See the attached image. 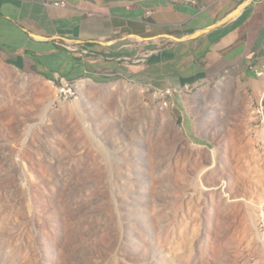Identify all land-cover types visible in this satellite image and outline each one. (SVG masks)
Instances as JSON below:
<instances>
[{
  "label": "rangeland",
  "instance_id": "rangeland-1",
  "mask_svg": "<svg viewBox=\"0 0 264 264\" xmlns=\"http://www.w3.org/2000/svg\"><path fill=\"white\" fill-rule=\"evenodd\" d=\"M65 86L0 55V264H264V104L245 82Z\"/></svg>",
  "mask_w": 264,
  "mask_h": 264
},
{
  "label": "crops",
  "instance_id": "crops-1",
  "mask_svg": "<svg viewBox=\"0 0 264 264\" xmlns=\"http://www.w3.org/2000/svg\"><path fill=\"white\" fill-rule=\"evenodd\" d=\"M0 55L54 83L124 80L176 99L238 78L262 105L264 0H0Z\"/></svg>",
  "mask_w": 264,
  "mask_h": 264
},
{
  "label": "built area",
  "instance_id": "built-area-1",
  "mask_svg": "<svg viewBox=\"0 0 264 264\" xmlns=\"http://www.w3.org/2000/svg\"><path fill=\"white\" fill-rule=\"evenodd\" d=\"M148 15H151V13H148ZM256 76L257 78L264 80V68L261 71H256ZM60 86H61L60 89L61 96H64L66 98L72 97V89L70 88V86H65V79H62L60 81ZM164 95L169 96L170 94L168 93Z\"/></svg>",
  "mask_w": 264,
  "mask_h": 264
},
{
  "label": "bare ground",
  "instance_id": "bare-ground-1",
  "mask_svg": "<svg viewBox=\"0 0 264 264\" xmlns=\"http://www.w3.org/2000/svg\"><path fill=\"white\" fill-rule=\"evenodd\" d=\"M193 1H200V0H193ZM74 96H76V92L72 89V97H74ZM198 170H199V168H198Z\"/></svg>",
  "mask_w": 264,
  "mask_h": 264
}]
</instances>
